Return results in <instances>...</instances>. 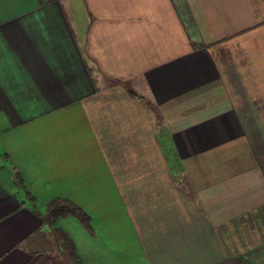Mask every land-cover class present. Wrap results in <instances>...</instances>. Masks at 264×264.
<instances>
[{"label":"crops","instance_id":"1","mask_svg":"<svg viewBox=\"0 0 264 264\" xmlns=\"http://www.w3.org/2000/svg\"><path fill=\"white\" fill-rule=\"evenodd\" d=\"M55 198L79 264H264V0H0V264H77Z\"/></svg>","mask_w":264,"mask_h":264},{"label":"trees","instance_id":"2","mask_svg":"<svg viewBox=\"0 0 264 264\" xmlns=\"http://www.w3.org/2000/svg\"><path fill=\"white\" fill-rule=\"evenodd\" d=\"M131 94L133 96L137 95L132 91ZM33 199L34 198H32L31 200L33 201ZM67 216L77 217L87 228L90 227L89 215L80 206L65 198L53 199L47 205L43 218L45 222L53 226V231L60 240V244L64 251L75 263L79 264L80 262L73 241L63 229L56 225L59 219Z\"/></svg>","mask_w":264,"mask_h":264},{"label":"rangeland","instance_id":"3","mask_svg":"<svg viewBox=\"0 0 264 264\" xmlns=\"http://www.w3.org/2000/svg\"><path fill=\"white\" fill-rule=\"evenodd\" d=\"M6 168H7L6 171L3 170L2 174L9 176L10 171H11L9 164L6 165ZM8 181H7L8 184L6 183L8 185V187L14 189V185H10L11 181H9V182Z\"/></svg>","mask_w":264,"mask_h":264}]
</instances>
